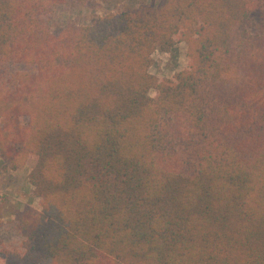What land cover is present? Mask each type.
Wrapping results in <instances>:
<instances>
[{
	"label": "trees",
	"instance_id": "trees-1",
	"mask_svg": "<svg viewBox=\"0 0 264 264\" xmlns=\"http://www.w3.org/2000/svg\"><path fill=\"white\" fill-rule=\"evenodd\" d=\"M68 1L0 0V158H35L41 206L14 213L24 240L0 264H264V0H161L54 34ZM179 43L188 67L159 80L152 54Z\"/></svg>",
	"mask_w": 264,
	"mask_h": 264
},
{
	"label": "rangeland",
	"instance_id": "rangeland-1",
	"mask_svg": "<svg viewBox=\"0 0 264 264\" xmlns=\"http://www.w3.org/2000/svg\"><path fill=\"white\" fill-rule=\"evenodd\" d=\"M161 0H69L57 6L46 20L51 32L59 34L69 25H89L98 16L108 13L134 11L140 6H156ZM251 32L264 34V14L260 9L251 13ZM150 73L159 80L173 79L177 73L188 67L187 47L185 43L176 45L173 51L155 50L151 56ZM32 66L15 64L9 66L6 76L12 78L19 71H33ZM156 91H150L155 97ZM34 157H30L26 166L18 171L4 169L0 158V203H5L0 227V249H21L23 237L18 230L14 213L26 207L41 209L40 200L35 196L29 182L28 172L35 166Z\"/></svg>",
	"mask_w": 264,
	"mask_h": 264
},
{
	"label": "crops",
	"instance_id": "crops-1",
	"mask_svg": "<svg viewBox=\"0 0 264 264\" xmlns=\"http://www.w3.org/2000/svg\"><path fill=\"white\" fill-rule=\"evenodd\" d=\"M30 171L28 172V175H29Z\"/></svg>",
	"mask_w": 264,
	"mask_h": 264
}]
</instances>
